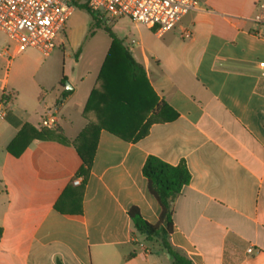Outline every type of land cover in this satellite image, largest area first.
I'll return each instance as SVG.
<instances>
[{
	"label": "crops",
	"instance_id": "crops-1",
	"mask_svg": "<svg viewBox=\"0 0 264 264\" xmlns=\"http://www.w3.org/2000/svg\"><path fill=\"white\" fill-rule=\"evenodd\" d=\"M260 1L203 0L161 35L145 25L132 54L169 108L147 115L136 139L100 128L86 176L71 141L89 122L83 110L98 73H66L54 49L16 53L0 31V91L11 94L0 117V264H171L128 215L136 207L158 220L142 173L148 155L184 161L191 173L173 202L177 251L193 264H264ZM49 112L56 126L41 127Z\"/></svg>",
	"mask_w": 264,
	"mask_h": 264
},
{
	"label": "trees",
	"instance_id": "trees-1",
	"mask_svg": "<svg viewBox=\"0 0 264 264\" xmlns=\"http://www.w3.org/2000/svg\"><path fill=\"white\" fill-rule=\"evenodd\" d=\"M78 5L92 17L89 29L92 35L94 28L101 26L98 22L100 13L91 10L85 4ZM103 28L111 37V43L83 110V115L89 122L71 141L82 160L77 172V175L82 176L88 173L100 128H105L123 139L131 138L137 131L134 135L136 139L143 135L141 122L147 115L151 118L157 114L164 115L167 111L166 107L169 108L164 100L157 99L147 79L144 66L134 58L132 50L123 44L110 27L104 25ZM79 53L80 48L76 50V58ZM63 81L65 78L61 77L60 82ZM91 113H94L95 118L90 116ZM173 116L174 114H170L164 119L169 120ZM147 125L148 122L144 126L145 129ZM49 133H46L45 137L53 135V132ZM142 173L147 181L148 192L159 204L160 212L157 222L150 223L141 216L136 207H131L128 215L133 228L143 234L147 240L157 241L171 256V264H193L169 241L173 227V202L191 178L185 162L180 161L173 165L155 155H148ZM57 264L62 263L58 261Z\"/></svg>",
	"mask_w": 264,
	"mask_h": 264
},
{
	"label": "built area",
	"instance_id": "built-area-1",
	"mask_svg": "<svg viewBox=\"0 0 264 264\" xmlns=\"http://www.w3.org/2000/svg\"><path fill=\"white\" fill-rule=\"evenodd\" d=\"M203 0H0V31L14 43L15 52L27 48L48 56L56 46L59 33L77 4H85L91 10L103 11L111 19L128 17L143 23L157 35L171 29L183 14L195 9ZM254 20L264 25V0L257 5ZM264 69V61L259 62ZM10 92L0 91V117L10 102ZM39 125L54 128L56 117L49 112L41 117ZM80 183V178L73 179ZM251 251L252 248L247 249Z\"/></svg>",
	"mask_w": 264,
	"mask_h": 264
},
{
	"label": "rangeland",
	"instance_id": "rangeland-1",
	"mask_svg": "<svg viewBox=\"0 0 264 264\" xmlns=\"http://www.w3.org/2000/svg\"><path fill=\"white\" fill-rule=\"evenodd\" d=\"M98 13H100L98 22L101 26L95 27L94 33L90 35L92 17L84 8L75 5L66 22L67 26L59 33L50 57L54 55L59 66L64 67L66 73H98L111 43V37L104 30V25L110 27L125 46L138 51L140 35L144 36L147 30L143 23L134 22L128 17L111 19L103 11ZM132 39L138 43H133ZM78 48L80 53L76 58L75 53ZM66 82L71 84L70 81Z\"/></svg>",
	"mask_w": 264,
	"mask_h": 264
},
{
	"label": "water",
	"instance_id": "water-1",
	"mask_svg": "<svg viewBox=\"0 0 264 264\" xmlns=\"http://www.w3.org/2000/svg\"><path fill=\"white\" fill-rule=\"evenodd\" d=\"M65 88H66V90H70L71 89V86L69 85L68 82L65 83ZM167 255H168V253H167Z\"/></svg>",
	"mask_w": 264,
	"mask_h": 264
}]
</instances>
